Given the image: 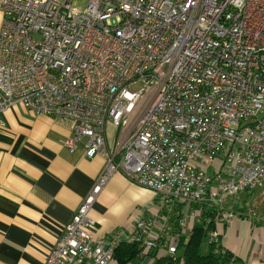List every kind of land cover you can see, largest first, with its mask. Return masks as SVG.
<instances>
[{"label":"built area","instance_id":"obj_1","mask_svg":"<svg viewBox=\"0 0 264 264\" xmlns=\"http://www.w3.org/2000/svg\"><path fill=\"white\" fill-rule=\"evenodd\" d=\"M74 1L0 0V121L22 105L68 123L69 152L107 158L44 264H109L122 243L175 257L197 225L226 254L221 227L264 226V0ZM115 174L155 215L100 238L91 212Z\"/></svg>","mask_w":264,"mask_h":264},{"label":"crops","instance_id":"obj_2","mask_svg":"<svg viewBox=\"0 0 264 264\" xmlns=\"http://www.w3.org/2000/svg\"><path fill=\"white\" fill-rule=\"evenodd\" d=\"M3 14L0 11V29ZM69 124L35 116L15 105L0 121V264H44L58 234L91 191L107 164L106 157L87 159L81 145H63ZM113 139V138H112ZM112 151L115 140L107 138ZM155 194L115 174L98 196L91 217L97 237L107 238L130 225L140 209L154 216ZM260 213L264 208H258ZM221 246L239 260L264 264V226L245 215L220 228ZM168 258L161 254L159 259ZM138 255L125 264H168ZM109 264H120L114 258ZM233 264V263H230Z\"/></svg>","mask_w":264,"mask_h":264},{"label":"trees","instance_id":"obj_3","mask_svg":"<svg viewBox=\"0 0 264 264\" xmlns=\"http://www.w3.org/2000/svg\"><path fill=\"white\" fill-rule=\"evenodd\" d=\"M209 227L204 225L194 226L187 236L182 237L180 244L181 252L175 257H169L159 259V262H166L168 264H230L237 263L239 260L233 259L232 255L227 252L226 254H215L211 247L205 254L200 253V245L204 237H206ZM141 247L136 244L122 243L117 247L114 258H116L120 264H125L141 253ZM150 255V253L146 254Z\"/></svg>","mask_w":264,"mask_h":264},{"label":"rangeland","instance_id":"obj_4","mask_svg":"<svg viewBox=\"0 0 264 264\" xmlns=\"http://www.w3.org/2000/svg\"><path fill=\"white\" fill-rule=\"evenodd\" d=\"M88 0H75L74 4H73V11L75 14H80L82 13L86 6H87ZM117 135V131L116 129L113 127L112 124L108 125V129H107V138L111 141H113V139L115 140V137ZM113 138V139H112ZM208 243H207V238L204 237L201 245H200V253L205 254L208 250ZM181 252V250L179 251V253Z\"/></svg>","mask_w":264,"mask_h":264}]
</instances>
